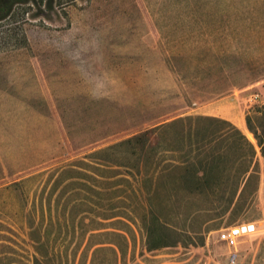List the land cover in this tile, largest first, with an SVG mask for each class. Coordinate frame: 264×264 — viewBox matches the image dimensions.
Segmentation results:
<instances>
[{"label": "rangeland", "instance_id": "1", "mask_svg": "<svg viewBox=\"0 0 264 264\" xmlns=\"http://www.w3.org/2000/svg\"><path fill=\"white\" fill-rule=\"evenodd\" d=\"M245 116L264 139V0L12 5L0 19V264H264L255 143L190 194L169 190L192 158L188 125L152 135L169 196L151 205L146 145L98 152L176 120L254 141ZM233 226L234 248L217 241Z\"/></svg>", "mask_w": 264, "mask_h": 264}, {"label": "trees", "instance_id": "2", "mask_svg": "<svg viewBox=\"0 0 264 264\" xmlns=\"http://www.w3.org/2000/svg\"><path fill=\"white\" fill-rule=\"evenodd\" d=\"M28 1L31 0H0V19L8 15L12 5ZM184 122L189 128L188 130L181 131L180 136L186 139L188 143L181 144H184L183 146L187 148L185 155L192 154V158L189 159L190 162L186 159V163H180L182 165L179 166V168L186 165L183 168L185 171L183 170V173H178L177 176L171 178L175 186L173 185L169 190L176 188L190 194H199L202 192L200 191L202 184L207 183V180H210L209 182L212 183L211 185L218 184L219 173L225 170V166L229 164L231 166L237 163L236 159L238 158V152L244 144H246L247 147L251 146L237 128L224 123L176 120L143 131L123 142L109 145L98 150V152H100L101 155L110 154L118 147L134 144L132 142H138L135 144H139L142 150L143 146L146 145V148L143 150L144 157L142 163L145 168L147 167V171H144L142 174L143 177L140 178L139 182L148 194V204L151 205V202H149L151 199L160 200L159 198L161 196H169L167 187V178L169 175L166 173L169 171V166L167 164L164 165L163 160L156 157L155 149L152 146L143 142L149 140L152 135L157 136L156 133L160 136L165 130L173 128L174 126H179ZM244 123L247 131L252 135L255 141L259 156L264 159V139L259 138L256 131L253 130L249 124L246 116L244 118ZM183 146L181 145L179 150H184L185 148H183ZM98 152L96 151L95 153ZM99 159L116 166H121L108 158ZM128 175L135 178V176L129 173ZM137 175H140V173L137 172ZM150 247L155 248L157 246L153 245ZM34 263H37L35 259Z\"/></svg>", "mask_w": 264, "mask_h": 264}, {"label": "built area", "instance_id": "3", "mask_svg": "<svg viewBox=\"0 0 264 264\" xmlns=\"http://www.w3.org/2000/svg\"><path fill=\"white\" fill-rule=\"evenodd\" d=\"M241 238L240 228L237 226L221 229L217 234V241L227 247L235 246L238 239Z\"/></svg>", "mask_w": 264, "mask_h": 264}, {"label": "crops", "instance_id": "4", "mask_svg": "<svg viewBox=\"0 0 264 264\" xmlns=\"http://www.w3.org/2000/svg\"><path fill=\"white\" fill-rule=\"evenodd\" d=\"M244 137H245V136H244ZM247 143H249V144L252 146V143H255V142L252 141V140H251V141H248V140H247Z\"/></svg>", "mask_w": 264, "mask_h": 264}]
</instances>
